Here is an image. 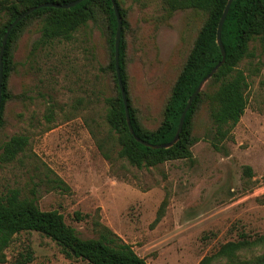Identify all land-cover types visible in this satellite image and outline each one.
Masks as SVG:
<instances>
[{
  "label": "rangeland",
  "instance_id": "1",
  "mask_svg": "<svg viewBox=\"0 0 264 264\" xmlns=\"http://www.w3.org/2000/svg\"><path fill=\"white\" fill-rule=\"evenodd\" d=\"M117 3L127 23L121 32L129 101L140 124L155 130L206 15L169 12L163 0ZM6 19L1 14L0 24ZM40 28L38 21L27 23L14 44L0 153L12 136L24 135L28 144L12 161H0V200L16 192L40 210H56L82 239L96 237L93 223L99 221L146 264L205 258L206 264H228L218 254L228 242L246 243L235 253L240 260L264 254V41L251 40L252 57L238 66L247 78V106L231 139L212 146L208 97L216 86L207 81L191 122V159L138 169L121 159L109 163L90 133H105L102 96L114 93L104 12L70 41L47 49L37 43ZM49 106L51 122L44 118ZM111 153L115 158L116 149ZM162 202L163 217L153 225ZM27 252L29 264H87L66 259L37 232L14 236L0 264H16Z\"/></svg>",
  "mask_w": 264,
  "mask_h": 264
},
{
  "label": "trees",
  "instance_id": "2",
  "mask_svg": "<svg viewBox=\"0 0 264 264\" xmlns=\"http://www.w3.org/2000/svg\"><path fill=\"white\" fill-rule=\"evenodd\" d=\"M75 0H0V15L7 19L0 24V47L7 27L23 12L39 4H66ZM169 12L179 9H195L202 11L206 18L193 42L187 59L171 87V94L165 105L163 119L155 130L145 129L136 117L131 107L125 71V41L124 32L120 34L119 69L124 88L130 124L134 134L151 145H161L174 138L180 115L190 96L199 83L219 63L221 59L216 45V28L227 0H163ZM117 5L123 30L127 23L125 13ZM98 12H104L110 31L109 46L111 60L109 69L112 71L114 93H104L102 96L103 119L105 133L99 137L98 131L90 129L96 140L97 148L103 158L109 163L125 160L133 167L149 168L171 160H189L192 157L191 147L195 143L192 136L191 122L193 115L201 101V91L192 101L184 118L178 141L167 149H152L137 143L129 133L121 92L117 83L114 68V37L116 19L110 0H83L70 9L41 8L35 10L11 30L2 56V82L0 126L6 103L12 98L7 88L8 78L14 71V44L22 29L31 21L41 23L40 37L37 43L40 47L50 48L53 45L70 41L74 34L93 21ZM255 38L264 41V0H233L224 21L221 40L225 50V61L215 74L208 80V84L216 86L214 93L208 97L210 103V119L213 126L212 146L231 139V134L247 106L245 92L247 78L238 68L240 62L251 58L249 42ZM54 117L53 106H49L44 118L51 122ZM28 144L24 135L12 136L1 147L0 161H12ZM116 149V157H112V150ZM250 170V169H248ZM248 174H251L248 171ZM58 186L65 184L60 179L54 180ZM67 188V187H65ZM165 203L162 202L153 225L157 224L164 214ZM76 220L81 217L76 213ZM152 225V226H153ZM95 238L82 239L76 231L65 224L63 216L56 210L43 211L31 201L19 200L16 192H12L0 200V263L5 261L4 251L9 247L14 236L23 232H37L54 242L66 259H80L87 264H146L129 246L124 243L99 221L93 223ZM246 243L228 242L223 245L218 254L227 257L228 264H264V254L250 260H240L235 253L240 251ZM31 253L20 255L16 264H29ZM207 258L200 264H206Z\"/></svg>",
  "mask_w": 264,
  "mask_h": 264
},
{
  "label": "water",
  "instance_id": "3",
  "mask_svg": "<svg viewBox=\"0 0 264 264\" xmlns=\"http://www.w3.org/2000/svg\"><path fill=\"white\" fill-rule=\"evenodd\" d=\"M83 0H75L66 4H54V3H44V4H39L35 7H31L29 9H27L25 12H23L21 15H19L6 29L3 38H2V43H1V47H0V106H1V82H2V56H3V52H4V47L6 45L8 36L11 32V30L14 28V26L20 22L22 19H24L26 16H28L29 14H31L32 12H34L35 10L41 9V8H54V9H70L76 5H78L80 2H82ZM233 0H227L226 5L224 7V10L220 16V19L218 21L217 24V28H216V38H215V42L217 47L219 48L220 51V55H221V59L219 61V63L209 72V74L199 83L198 87L196 88V90L194 91V93L190 96V98L188 99L185 108L183 109L180 118H179V122H178V126L174 135V138L172 139V141H170L169 143L166 144H161V145H151L143 140H141L140 138H138L135 134L134 131L131 127L130 124V117H129V111H128V105H127V100H126V96H125V92H124V88L121 82V77H120V69H119V61H118V57H119V43H120V34H121V26H122V21L120 19L119 13H118V9H117V5L115 3V0H110L114 15H115V19H116V23H117V27H116V32H115V37H114V68H115V74H116V79H117V83L121 92V96H122V101H123V105H124V112H125V119H126V124L129 130V133L132 135V137L134 138V140L145 146L148 148H152V149H167L169 147H172L179 139V135L181 133L182 130V126L184 123V118L185 115L193 101V99L201 92L202 88L204 87L205 83L215 74V72L218 70V68H220L224 61H225V50L222 44V40H221V32H222V27L224 24V21L226 19V16L228 14L229 8L232 4Z\"/></svg>",
  "mask_w": 264,
  "mask_h": 264
}]
</instances>
